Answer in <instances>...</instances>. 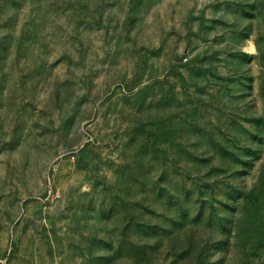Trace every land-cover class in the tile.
I'll return each instance as SVG.
<instances>
[{
  "label": "rangeland",
  "instance_id": "rangeland-1",
  "mask_svg": "<svg viewBox=\"0 0 264 264\" xmlns=\"http://www.w3.org/2000/svg\"><path fill=\"white\" fill-rule=\"evenodd\" d=\"M0 264H264V0H0Z\"/></svg>",
  "mask_w": 264,
  "mask_h": 264
}]
</instances>
